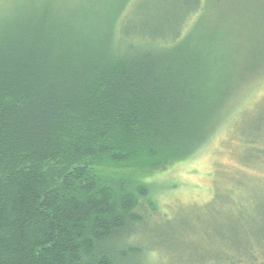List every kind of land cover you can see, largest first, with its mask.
<instances>
[{
  "label": "trees",
  "instance_id": "obj_1",
  "mask_svg": "<svg viewBox=\"0 0 264 264\" xmlns=\"http://www.w3.org/2000/svg\"><path fill=\"white\" fill-rule=\"evenodd\" d=\"M25 1L0 16V264H144L129 242L156 211L144 177L193 156L246 55L264 61V0H240L260 39L246 54L207 34L225 0ZM263 144L262 128L246 139V170L264 168ZM231 179L205 208H246L247 228L256 180ZM261 249L246 238L221 262L264 264Z\"/></svg>",
  "mask_w": 264,
  "mask_h": 264
},
{
  "label": "rangeland",
  "instance_id": "obj_2",
  "mask_svg": "<svg viewBox=\"0 0 264 264\" xmlns=\"http://www.w3.org/2000/svg\"><path fill=\"white\" fill-rule=\"evenodd\" d=\"M82 1L94 3L95 8V4L103 7L111 0H67L74 6H81ZM241 1L228 0L227 5L225 0L220 11L212 10L216 14L208 17L210 22L215 21L216 29L207 25V34L217 32L218 40L229 42L232 49L246 54L249 45L260 39L259 35L246 33L248 11L246 2ZM25 2L0 0V16ZM257 16L250 18L257 22ZM262 69L264 61L254 62L246 55V73L236 76L240 81L236 89L234 86L226 92L228 96L232 93L228 100V96L219 98L224 102L226 99L224 114L215 121L203 146L190 158L168 163L145 175L144 180L155 188L156 211L145 224L135 227L136 235L129 240L143 251L144 264H230L222 263L221 259L226 255L233 259L237 244L246 248V238L250 246L261 247L264 254V168L246 170L245 146L247 138L264 129V77L246 83L248 74L249 80ZM235 83L228 80V87ZM261 147L264 149V144ZM222 172L224 178L220 176ZM246 174L256 180L249 184V189H253L252 200L263 211L247 228L246 208L242 216L224 212L221 207L214 211L205 208L215 195L216 186L229 191L231 178ZM222 195L224 200L226 195ZM230 199L232 195L226 198ZM258 261L264 262V255Z\"/></svg>",
  "mask_w": 264,
  "mask_h": 264
}]
</instances>
